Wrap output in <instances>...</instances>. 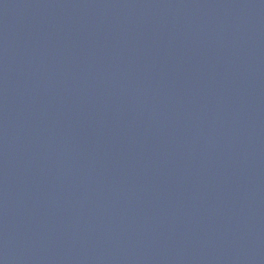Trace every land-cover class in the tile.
I'll return each instance as SVG.
<instances>
[{"label": "water", "instance_id": "water-1", "mask_svg": "<svg viewBox=\"0 0 264 264\" xmlns=\"http://www.w3.org/2000/svg\"><path fill=\"white\" fill-rule=\"evenodd\" d=\"M0 264H264V0H0Z\"/></svg>", "mask_w": 264, "mask_h": 264}]
</instances>
